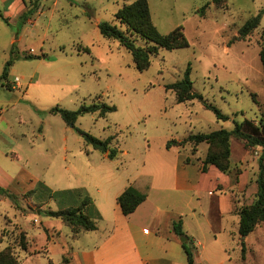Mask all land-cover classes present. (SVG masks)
I'll use <instances>...</instances> for the list:
<instances>
[{"label": "rangeland", "instance_id": "1", "mask_svg": "<svg viewBox=\"0 0 264 264\" xmlns=\"http://www.w3.org/2000/svg\"><path fill=\"white\" fill-rule=\"evenodd\" d=\"M134 1L17 0L13 17L7 18L9 5L0 0V76L12 59L6 80H0V169L16 178L9 192L17 197L14 205L0 195L5 199L0 203V251L9 247L20 264H61V251L73 242L71 229L63 222L38 214L40 209L57 208L46 197L28 194L30 181L39 180L54 191L82 188L98 205L107 201L114 205L124 187L136 184L150 201L156 198L150 186H160L165 195L174 197L168 187L177 159L188 158L191 177L196 178L208 152L217 150H209L206 143L166 149L169 141L230 131L234 123L256 124L264 116V74L258 56L264 45V0H225L221 7L211 0H147L157 31L166 35L182 27L189 45L160 49L141 72L124 48L98 30L102 22L120 26L114 14ZM259 12V27L235 41L238 30ZM131 39L136 47L146 46L138 38ZM230 41L234 42L229 45ZM27 55L36 58L26 59ZM188 65L193 91L227 120L217 119L197 99L177 103L175 94L165 90L166 85L182 80ZM14 78L19 82L15 84ZM92 103L116 110L105 117L83 115L74 127L49 112L56 106L74 111ZM76 129L99 140L113 137L109 147L116 151L115 157L109 159L87 146ZM261 154L260 147L229 139L230 172L224 175L232 184L240 175L248 178L233 205L234 213L255 200ZM208 175L212 178L214 173ZM201 179L204 194L199 199L205 210L212 199L206 193L209 181ZM185 199L192 200L196 216L183 219L189 235L182 230L179 241L192 253L197 247L199 264H241L236 256L242 238L229 236L236 230L232 217L219 220L212 203L208 230L197 197L192 194ZM148 223L142 228L151 232ZM23 234L26 251L20 248ZM243 241V264H264V225L259 224Z\"/></svg>", "mask_w": 264, "mask_h": 264}, {"label": "trees", "instance_id": "2", "mask_svg": "<svg viewBox=\"0 0 264 264\" xmlns=\"http://www.w3.org/2000/svg\"><path fill=\"white\" fill-rule=\"evenodd\" d=\"M225 0H211L216 7H221ZM206 6L199 10L200 16L205 13ZM262 14L259 12L256 16L248 19L244 25L238 30L235 41H242L255 31L259 25ZM26 14H23V18ZM114 19L120 26H116L107 22L98 25L100 35L108 40L116 41L120 47L124 48L132 57V62L137 71L146 70L151 63V58L157 55L160 49L171 51L188 47V41L184 35L182 27L173 29L166 35L160 34L153 25L150 17L147 0H135L129 5L120 8L115 14ZM123 29H122V28ZM131 37L138 38L145 42L146 46L136 47ZM234 41H230L229 45ZM12 51V57H14ZM259 60L264 74V45L258 52ZM26 59L36 58L31 55L25 56ZM39 58V57H38ZM12 59L6 62L0 80H6L8 67L11 65ZM191 67L187 66L182 80L165 86V90L172 91L175 94L177 103H185L192 100H199L203 106L212 111L217 119L227 120L228 117L222 115L219 110L203 101L202 97L195 93L192 89V83L189 79ZM114 106H108L105 103H92L90 105L82 104L76 110L70 111L58 106L52 108L49 112L53 115H59L66 125L75 126L77 119L86 114L97 113L98 117H105L107 114L114 112ZM77 133L82 137L84 143L90 146L94 151L106 154L109 159H113L116 151L110 148L113 137L105 140H99L88 133L76 129ZM233 137L242 140L246 147H260L262 154L258 159V173L255 180L256 195L255 200L249 206L242 207L236 214L239 217L238 235L245 239L259 225H264V116L254 123L245 120L243 123H234L232 130L227 131L220 129L206 134L189 135L182 141H169L166 149L171 147H179L185 143H191L194 146L206 143L209 150L215 148L216 152H208L202 161L201 172L205 173L208 166L214 167L222 174L230 172L229 165V139ZM28 194H38L41 198L46 197L47 200L53 202L56 210L47 209L39 210L38 214L45 217L61 220L67 227L71 229L72 238H75L81 231L89 232L96 230L97 221L100 220L98 213L91 197L82 189L53 191L46 187L43 183L38 182L34 189ZM0 195H4L16 205V195L10 193L6 189L0 187ZM146 194L138 191L134 187L128 186L116 198V203L120 208L122 215L128 216L132 214L136 208L145 201ZM173 233L182 237L181 220L172 224ZM46 240L49 241L47 230H44ZM240 241L241 259H245V242ZM20 248L26 251V243L24 234L20 236ZM186 256V264H194L193 253L190 247L182 244ZM68 261V260H67ZM65 257L62 258V264H67ZM0 264H20L15 258L9 247L0 251Z\"/></svg>", "mask_w": 264, "mask_h": 264}, {"label": "crops", "instance_id": "3", "mask_svg": "<svg viewBox=\"0 0 264 264\" xmlns=\"http://www.w3.org/2000/svg\"><path fill=\"white\" fill-rule=\"evenodd\" d=\"M15 1L17 2V0ZM1 2L5 6L9 5L6 17H13L14 2L11 0H1ZM188 160V158L186 161L177 159L174 165L172 186L169 182L168 190L176 199L171 195H165L160 186H150V190L153 189L156 193V198L150 201L149 194L145 193V201L128 216L122 215L116 203V198L127 187H124L116 196L114 205L108 201L98 205L92 200L100 214V220L96 224L97 228L89 232L81 231L75 238L71 236L72 245L61 251V264L63 257L68 258V264H186L182 243L179 241V237L173 233L172 224L181 220L182 230L189 235L187 224L183 219L189 215L191 218L196 216V208L191 206L192 200L185 199L186 197L191 198L192 194L197 197V201L199 200L201 214L206 216V229L210 230L211 228L207 216L210 207H213L212 203H214L215 214L219 220L232 217L236 230L229 233L230 238L233 240L238 236L239 217L234 213L233 205L238 200L239 192L247 185V176L240 175L237 181L232 184L227 176L214 167L210 166L203 173L199 166V176L192 178ZM209 172L214 173L212 178L208 175ZM202 177L209 181V186H207L209 190L206 193L212 199L205 210L199 199L200 195L204 194L201 188ZM15 182L16 178L0 169L1 188L9 191ZM38 182L39 180L30 181L29 189H34ZM44 185L46 184L44 183ZM46 187L52 189L48 185ZM135 189L142 192L140 190L142 188L138 184ZM52 190L54 191V189ZM2 201L5 199H0V203ZM144 222H149L148 224L152 228L151 232L145 227L142 228ZM197 246L204 249L200 242H197ZM195 250L193 253L194 264H199L200 255L197 252V247ZM249 252L248 249V254ZM46 253H48L47 250ZM236 261L243 264L241 248L240 255L236 256ZM220 262L224 263L223 260Z\"/></svg>", "mask_w": 264, "mask_h": 264}, {"label": "built area", "instance_id": "4", "mask_svg": "<svg viewBox=\"0 0 264 264\" xmlns=\"http://www.w3.org/2000/svg\"><path fill=\"white\" fill-rule=\"evenodd\" d=\"M19 82V79L18 78H14V83H18Z\"/></svg>", "mask_w": 264, "mask_h": 264}, {"label": "water", "instance_id": "5", "mask_svg": "<svg viewBox=\"0 0 264 264\" xmlns=\"http://www.w3.org/2000/svg\"><path fill=\"white\" fill-rule=\"evenodd\" d=\"M70 127H72L71 125H70ZM243 239V238H242Z\"/></svg>", "mask_w": 264, "mask_h": 264}]
</instances>
